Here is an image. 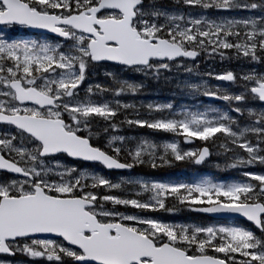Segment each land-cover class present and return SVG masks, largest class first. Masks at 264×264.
<instances>
[{"label": "snow or ice", "instance_id": "obj_1", "mask_svg": "<svg viewBox=\"0 0 264 264\" xmlns=\"http://www.w3.org/2000/svg\"><path fill=\"white\" fill-rule=\"evenodd\" d=\"M201 54L251 65L204 73L226 86L175 78L183 95L227 110L121 99L143 84L119 73L172 80ZM99 68L107 83L92 79ZM125 125L172 139L126 136ZM213 156L239 178L131 174ZM181 209L218 223L147 214ZM0 254L28 258L0 264H264V0H0Z\"/></svg>", "mask_w": 264, "mask_h": 264}, {"label": "rangeland", "instance_id": "obj_2", "mask_svg": "<svg viewBox=\"0 0 264 264\" xmlns=\"http://www.w3.org/2000/svg\"><path fill=\"white\" fill-rule=\"evenodd\" d=\"M161 3H164L166 5H173L174 4V0H160ZM22 31H27V30H22ZM31 38H37L35 35H33ZM187 65L189 67H192L193 69V73L191 75H188L187 73H184L183 70H181L179 73H176V71L174 70L173 73L171 74L173 79L172 80H164L163 78H161L159 81H154L152 79H145V77L141 74H136V73H128V72H121L119 73L120 77L123 79H128L132 82H136V83H142L143 84V88L141 90L140 93H138L135 96H123L121 97V99L123 100H127V101H133L137 104H146V103H166L165 100L167 99L168 101L171 102V88H167L166 91L164 89V83L163 82H167V81H171L173 83V88H174V96L176 98V101L173 102V104L179 106L181 104H185L186 103H191L190 105H194V104H199L202 106L203 104H206V98L201 96L198 97L196 99L192 98V97H188L183 95L179 89L176 88L175 86V78L177 76H179V78L183 79V78H188L191 82H200V81H204L207 83V85L209 87L213 86V85H221V86H226V84L224 83H220L217 80L211 79L208 76H205L204 73L205 72H213V73H217V72H223L225 70H233L236 73H240L241 71H247L249 69V67H251V65L247 64V63H242L240 60H231V61H224L223 63H221V61L219 59H213V58H207L205 59L203 54H201V58L197 61V62H186ZM257 70H259L258 66H257ZM99 71H101L102 75H99ZM106 71L105 68H99L96 70V73L93 76V80L96 82H100V83H107L108 82V78H106L103 73ZM99 76L101 78H99ZM230 91H239L238 88H229ZM166 94L170 95L169 96H165ZM160 97H165V98H160ZM205 101V103H204ZM214 105V104H212ZM216 107H219L223 110H227V105L224 104H218V105H214ZM141 111H144V109H141ZM233 115H235L233 113ZM121 134L126 135V136H141V137H148L150 139H154L157 138V136H165V138L167 140L172 139L170 134L167 133H162V132H153L149 129L146 128H129L127 125L123 126L121 129ZM151 136V137H150ZM101 139H103V133H101ZM155 140V139H154ZM164 141V140H162ZM201 142L196 141V144H200ZM182 148L184 149H191L195 146L192 147H186L184 144L180 145ZM222 161V157H216L213 156L211 163L206 164L207 167V171L209 173H219L221 175H225V178H218L217 176H213L209 178H213L215 180H230V179H237L238 177V173L236 170H230V171H219L216 169L215 165L218 162ZM69 163H72L71 161H69ZM190 164V163H187ZM89 170H91V166H88ZM142 168V170H141ZM137 169V173L136 172H132V175H136V176H140L143 177L145 179H155V180H165V178H162V176L158 175L156 172H153L155 174H148L149 170L147 169V167H138ZM144 169V170H143ZM99 170V169H97ZM157 172H159V174H161V172H163L162 168H157ZM255 171H259L260 170V166L257 165L254 169ZM102 174L106 175L104 173L103 170ZM143 171H146L147 173H144ZM129 175V173L126 174H116L115 176H108L110 179H112L114 182H119L120 181V177L121 176H127ZM162 175V174H161ZM107 176V175H106ZM122 187H126V186H122ZM148 215H153V216H157L160 217L163 220L166 221H175V222H182V223H196V224H212V223H203L201 221L198 220L197 217L193 216L192 211H187V210H178L175 214H168L165 213L163 211L160 212H155V213H147ZM24 259V261H27L28 258L25 256H22ZM0 260H6V259H1Z\"/></svg>", "mask_w": 264, "mask_h": 264}, {"label": "trees", "instance_id": "obj_3", "mask_svg": "<svg viewBox=\"0 0 264 264\" xmlns=\"http://www.w3.org/2000/svg\"><path fill=\"white\" fill-rule=\"evenodd\" d=\"M99 75H102L101 74V71L98 72ZM99 78H101L99 76ZM164 83V89L166 90L167 88H171V103H173L174 101H176V98L174 96V88H173V83L171 81H165L163 82ZM168 91V90H166ZM170 95L166 94L165 96H169L170 98ZM160 98H165V97H160ZM165 102H170L168 101L167 99L165 100ZM205 103V101H204ZM187 105H190L191 103H186ZM151 137V136H150ZM167 138V137H166ZM165 138V136H157V138H154L155 140H158V141H162V140H167ZM206 164H202V165H193V164H187V163H184V162H180V163H177L175 164L174 166L172 167H162V170L163 172H161V174H159V172H157L158 170L155 169V170H152L151 168H147L149 170L148 174H155L153 172H156L158 175L162 176V178H165V181L166 180H174V181H187V182H191V181H194L196 179H200V178H203L205 176L207 177H213V176H217L218 178H225V175H221L219 173H209L207 171V167H206ZM142 170V168H141ZM144 170V169H143ZM133 172H136L137 173V169L135 168ZM144 173H147L146 171H143ZM104 173L107 175V176H115L116 173H107L104 171ZM195 217L198 218L199 221L203 222V223H212V221L204 216H199V215H193Z\"/></svg>", "mask_w": 264, "mask_h": 264}, {"label": "water", "instance_id": "obj_4", "mask_svg": "<svg viewBox=\"0 0 264 264\" xmlns=\"http://www.w3.org/2000/svg\"><path fill=\"white\" fill-rule=\"evenodd\" d=\"M32 32H36L37 30H31ZM198 59V57L196 58V60ZM195 60V61H196ZM190 62H194V61H192V60H189ZM219 82H222V83H226V82H224V81H219ZM208 102H210V103H223V102H221V101H218V100H212V101H208ZM193 144V143H192ZM186 146H189V145H191V144H185ZM113 172H116V171H113ZM116 173H122V172H116ZM194 213H197V212H194ZM198 214H200V215H203V216H207V215H205V214H202V213H198ZM207 217H209V218H211V219H213V220H215V221H217L216 219H214V218H212V217H210V216H207ZM0 255H5V254H0ZM5 256H8V255H5ZM9 257H13V256H9Z\"/></svg>", "mask_w": 264, "mask_h": 264}, {"label": "flooded vegetation", "instance_id": "obj_5", "mask_svg": "<svg viewBox=\"0 0 264 264\" xmlns=\"http://www.w3.org/2000/svg\"><path fill=\"white\" fill-rule=\"evenodd\" d=\"M0 258L1 259H6V260H11V261H24V260H26V259H24L22 257V255H19V254L14 255L13 257H8V256H2V255H0Z\"/></svg>", "mask_w": 264, "mask_h": 264}]
</instances>
